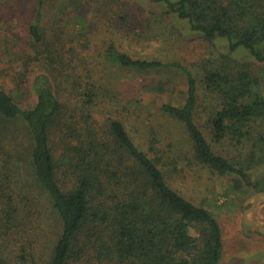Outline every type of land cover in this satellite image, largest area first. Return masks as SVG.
I'll use <instances>...</instances> for the list:
<instances>
[{"label": "trees", "instance_id": "1", "mask_svg": "<svg viewBox=\"0 0 264 264\" xmlns=\"http://www.w3.org/2000/svg\"><path fill=\"white\" fill-rule=\"evenodd\" d=\"M144 1L162 5L165 15L185 21L207 40L226 39L231 51L247 49L264 63V0ZM43 4L37 1L29 27L35 55L25 61L24 76L35 72L25 83L34 102L23 106L0 86V264H220L224 241L217 218L172 187L161 149L137 141L123 117L109 112L105 122L97 119L118 99L102 96L92 69L87 68V75L75 74L80 52L68 35H54L57 45L48 38ZM106 60L112 67L137 72L176 65L130 55L114 43L106 48ZM184 69L185 103H167L162 109L184 127L200 164L247 181L243 162L215 145L232 137L245 150L254 127L264 124L260 78L246 69L207 70L203 83L215 105L207 108L204 130L201 86ZM21 128L29 142L23 159L16 150ZM257 135L254 162L264 151V135ZM20 160L23 166L17 165ZM22 171L29 186L47 195L60 223L56 243L41 263L24 246L17 262L7 254L8 239L28 221L18 193ZM236 186L241 187L240 181Z\"/></svg>", "mask_w": 264, "mask_h": 264}, {"label": "rangeland", "instance_id": "2", "mask_svg": "<svg viewBox=\"0 0 264 264\" xmlns=\"http://www.w3.org/2000/svg\"><path fill=\"white\" fill-rule=\"evenodd\" d=\"M37 1L0 0V86L6 87L23 106L34 102L33 91L25 83L32 80L35 72L27 73L28 78L24 73L28 56L35 55L29 27ZM43 3L42 25L48 38L57 45L54 35H68L80 52L75 74L87 75V68L92 69V76L101 83L102 96L118 99L113 106L107 104L104 113L96 115L97 119L105 122L111 115L109 112L123 117L137 141L147 148L150 142L161 149L172 187L189 201L207 208L219 221L224 241L220 264H264V232L257 224L264 228V151L255 162L251 156L258 141L257 133L264 135V124L254 127L245 150L232 137L215 145L229 158L243 162L248 180L242 181L237 174L221 175L200 164L194 158L184 127L162 109L167 103H185L186 68L195 74L201 86L200 124L205 130L207 108L215 105L203 83L206 71L220 68L234 73L246 69L260 78L264 89V63L258 62L247 49L231 51L226 39L207 40L193 32L185 21L165 15L162 5L150 1L43 0ZM111 43L130 55L176 65L146 72L112 67L106 60V48ZM33 67L35 71L39 69L34 64ZM18 134L16 142L20 145L16 150L23 159L29 142L22 128ZM20 161L17 165L23 166L25 163ZM27 180V172L22 171L18 193L28 221L8 239L7 254L15 256L17 262L24 246L41 263L56 243L60 223L47 195L29 186ZM238 181L240 188L236 186ZM256 197L258 201L253 207Z\"/></svg>", "mask_w": 264, "mask_h": 264}, {"label": "water", "instance_id": "3", "mask_svg": "<svg viewBox=\"0 0 264 264\" xmlns=\"http://www.w3.org/2000/svg\"><path fill=\"white\" fill-rule=\"evenodd\" d=\"M262 195H264V193H262ZM257 201H258V197H256V199H255V203H254L253 207L256 205ZM257 224L260 226L261 231L264 232V228L261 226V224L258 223V222H257Z\"/></svg>", "mask_w": 264, "mask_h": 264}]
</instances>
